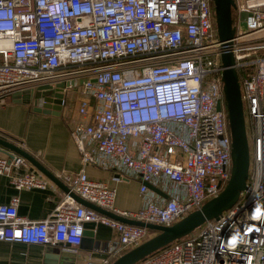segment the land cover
Listing matches in <instances>:
<instances>
[{
  "label": "built area",
  "instance_id": "1",
  "mask_svg": "<svg viewBox=\"0 0 264 264\" xmlns=\"http://www.w3.org/2000/svg\"><path fill=\"white\" fill-rule=\"evenodd\" d=\"M234 1L239 15L224 46L213 0H0V97L41 84L78 89L70 135L81 168L62 179L79 197L145 223L170 226L228 182L232 141L221 53L232 50L249 144L248 187L217 220L136 264H264V0ZM27 163L0 148V175L15 189H45V175L18 172ZM87 165L138 178L139 208H117L116 189L89 178ZM17 203L16 196L0 202V241L76 251L85 223L112 228L117 238L108 255L85 264H111L150 237L148 228L68 194L41 221L20 216Z\"/></svg>",
  "mask_w": 264,
  "mask_h": 264
},
{
  "label": "crops",
  "instance_id": "2",
  "mask_svg": "<svg viewBox=\"0 0 264 264\" xmlns=\"http://www.w3.org/2000/svg\"><path fill=\"white\" fill-rule=\"evenodd\" d=\"M55 86L52 85L54 89ZM36 88L0 97V138L22 148L67 185L62 176L81 168L80 153L70 135L81 92L65 84L61 91L45 92L43 97L36 99ZM70 103H74L73 108ZM27 168L42 174L30 162L18 172ZM84 171L89 178L104 181L116 189L117 208H139L141 182L138 178H127L116 170L96 165H87ZM15 196L18 197L20 216L30 221H41L52 214L65 193L50 180L45 189L18 190L8 176L0 175V202L8 203ZM116 238L117 233L112 228L97 223L93 237L83 240L76 251L62 245L0 241V264H85L88 259L101 261L108 255L110 244Z\"/></svg>",
  "mask_w": 264,
  "mask_h": 264
},
{
  "label": "water",
  "instance_id": "3",
  "mask_svg": "<svg viewBox=\"0 0 264 264\" xmlns=\"http://www.w3.org/2000/svg\"><path fill=\"white\" fill-rule=\"evenodd\" d=\"M214 18L216 31L219 42L225 45L231 44V39L234 36L235 27L233 25L232 10L235 9L234 0H213ZM247 13H240V27L246 32V24L244 19ZM222 72L221 78L223 81L224 104L227 111L230 135H231V174L228 182L222 188L221 192L203 203V205L184 216L179 221L170 226L145 223L139 220L129 219L104 208H101L90 201H87L74 192L70 191L58 177L46 169L33 156L25 152L16 144L0 138V148L8 149L17 153L30 162L37 170L44 174L51 182L57 185L65 194L71 196L76 202L85 207L91 208L110 218L121 221L123 223L146 227L155 233L144 240L136 247L124 252L113 260L111 264H136L145 259V257L159 251L168 244L182 237L187 236L204 222L210 219H218L226 209L232 207L238 200L239 194L247 189V178L249 174V144L246 131L245 117L240 94V83L238 72L235 68V59L231 49H225L221 53ZM63 83H58L55 89L50 84H41L36 88L34 98L40 99L45 92L61 91ZM59 97L60 93H56ZM221 109L220 101L217 103V110ZM148 187L154 189L150 184ZM95 222H87L84 224V232L82 241L86 238L93 237Z\"/></svg>",
  "mask_w": 264,
  "mask_h": 264
},
{
  "label": "rangeland",
  "instance_id": "4",
  "mask_svg": "<svg viewBox=\"0 0 264 264\" xmlns=\"http://www.w3.org/2000/svg\"><path fill=\"white\" fill-rule=\"evenodd\" d=\"M238 13H237V11L236 10H232V18L234 19V23H236V21H237V18H238ZM264 33V32H263ZM71 95V94H70ZM73 95H76V93L75 94H73ZM69 102H72V101H69ZM73 106H74V103H70V107H72L73 108ZM155 232L153 231V232H150V236H152L153 234H154Z\"/></svg>",
  "mask_w": 264,
  "mask_h": 264
},
{
  "label": "trees",
  "instance_id": "5",
  "mask_svg": "<svg viewBox=\"0 0 264 264\" xmlns=\"http://www.w3.org/2000/svg\"><path fill=\"white\" fill-rule=\"evenodd\" d=\"M212 10H213V14H214V8H213V6H212ZM214 27L216 28V25H215V22H214ZM150 232H153V231H151V230H149Z\"/></svg>",
  "mask_w": 264,
  "mask_h": 264
}]
</instances>
